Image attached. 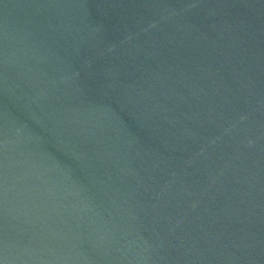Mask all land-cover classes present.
I'll return each instance as SVG.
<instances>
[{
	"label": "water",
	"instance_id": "95a60500",
	"mask_svg": "<svg viewBox=\"0 0 264 264\" xmlns=\"http://www.w3.org/2000/svg\"><path fill=\"white\" fill-rule=\"evenodd\" d=\"M0 264H264V0H0Z\"/></svg>",
	"mask_w": 264,
	"mask_h": 264
}]
</instances>
